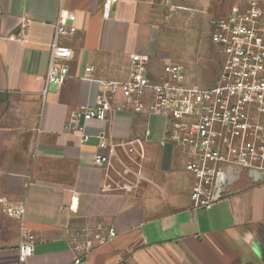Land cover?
I'll list each match as a JSON object with an SVG mask.
<instances>
[{"label":"crops","instance_id":"obj_1","mask_svg":"<svg viewBox=\"0 0 264 264\" xmlns=\"http://www.w3.org/2000/svg\"><path fill=\"white\" fill-rule=\"evenodd\" d=\"M244 1L112 0L105 15L104 0H0V199L25 211L9 216L0 202V264H19L22 227L35 237L25 264H264V174L227 168L221 196L198 206L163 117L109 111L84 123V143L63 128L100 100L98 82L81 78L87 65L121 79L145 52L150 76L178 60L210 86L216 49L204 30ZM61 10L75 30L62 38L73 56L58 86L45 76ZM100 143L115 146L108 164L94 163Z\"/></svg>","mask_w":264,"mask_h":264},{"label":"built area","instance_id":"obj_2","mask_svg":"<svg viewBox=\"0 0 264 264\" xmlns=\"http://www.w3.org/2000/svg\"><path fill=\"white\" fill-rule=\"evenodd\" d=\"M111 4L104 0L105 15ZM74 18L72 12H59L48 43V83L61 86L68 77L73 51L62 38L75 30ZM209 39L218 68L210 86L191 82L185 65L176 61L166 62L158 76H150L151 55L145 52L130 55L121 79H97L94 67L85 66L81 78L98 82L100 100L72 112L64 130L80 133L84 143L89 138L84 123L102 121L109 111L163 117L164 140L182 150L183 169L194 176L191 200L198 206L208 207L221 196L219 181L227 168L264 174V0H245L214 18ZM99 146L105 154H97L94 163L108 164L115 146ZM0 202L7 215L22 219L24 207H13L2 198ZM108 233L113 236V229ZM34 243V235L22 227L19 264L32 255Z\"/></svg>","mask_w":264,"mask_h":264},{"label":"rangeland","instance_id":"obj_3","mask_svg":"<svg viewBox=\"0 0 264 264\" xmlns=\"http://www.w3.org/2000/svg\"><path fill=\"white\" fill-rule=\"evenodd\" d=\"M205 31V33H206V35L208 36L209 35V30H207V29H205L204 30ZM215 59H216V56H215V54L214 55H212V56H210L208 59H207V61H208V63H210V64H213L215 67H216V62H215ZM172 61H178V60H172ZM178 62H181V61H178ZM187 63H189L188 61H187ZM192 67H193V64H190ZM191 73H193L192 71H190ZM191 73H189L188 72V76L191 78V76H192V80H193V75H191ZM217 75V74H216ZM197 77H198V75H196ZM216 78V77H215ZM215 80V79H214ZM151 116H153L152 117V124H156V125H158L159 123H161V118H160V116L158 117V115H151Z\"/></svg>","mask_w":264,"mask_h":264},{"label":"water","instance_id":"obj_4","mask_svg":"<svg viewBox=\"0 0 264 264\" xmlns=\"http://www.w3.org/2000/svg\"><path fill=\"white\" fill-rule=\"evenodd\" d=\"M254 173H257V172H254Z\"/></svg>","mask_w":264,"mask_h":264}]
</instances>
